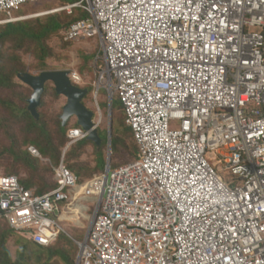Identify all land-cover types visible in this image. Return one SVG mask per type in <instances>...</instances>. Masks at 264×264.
<instances>
[{
    "label": "built area",
    "instance_id": "obj_1",
    "mask_svg": "<svg viewBox=\"0 0 264 264\" xmlns=\"http://www.w3.org/2000/svg\"><path fill=\"white\" fill-rule=\"evenodd\" d=\"M36 1L0 0V25ZM76 9L89 17L64 40L104 41L97 94L115 89L137 157L85 183L63 160L42 196L2 175L0 219L49 248L65 212L88 204L76 264H264V0H79L54 11ZM88 136L70 130L68 144Z\"/></svg>",
    "mask_w": 264,
    "mask_h": 264
},
{
    "label": "rangeland",
    "instance_id": "obj_2",
    "mask_svg": "<svg viewBox=\"0 0 264 264\" xmlns=\"http://www.w3.org/2000/svg\"><path fill=\"white\" fill-rule=\"evenodd\" d=\"M71 0H39L34 4H29L15 13V23H31L35 27L48 23L49 18L57 17L64 27L71 24V21L79 19L83 14L79 10H74L71 15L67 11L56 12L54 15H48L54 10L63 9L66 5L72 4ZM79 1V0H77ZM76 2V1H75ZM1 20V19H0ZM40 23V24H39ZM6 28V25H0V33ZM68 30V29H67ZM66 30V31H67ZM0 45V59L7 61L4 63L8 70L14 67L23 74L40 76L46 72H70L77 73L82 79L81 88L88 90L89 94L84 101L88 110L94 113V122L98 125V132L101 140H107L101 148L92 143L76 144L69 146L67 143V132L76 124L73 120L67 127L66 134L61 129V116L63 109L67 105V100L59 97L55 92L53 84H47L45 93L38 112L40 114L39 129H32L31 122L21 111H28V100L33 95V91L22 84L17 77L14 83L17 85L15 90H0V176L12 175L24 181L33 184L35 192L42 188V184L47 185L48 192L55 187L54 170L64 160L65 165L82 182L93 180L100 173H104L108 160L113 167L128 165L135 160V154L131 134L128 132V126L124 111L120 105L115 89L100 90L98 87V70L103 64L104 41L101 39H91L77 43H67L64 41L61 32L48 37L44 46L50 57L44 64L36 58L38 53L35 46L30 42L21 39H11ZM1 64L2 61L0 62ZM8 71V72H9ZM112 121V130L109 136V121ZM106 138V139H105ZM44 140L50 141L54 147L59 148L61 156L56 163L54 155L44 156L40 149L32 142L44 143ZM118 143L117 150L113 147L114 141ZM110 143V146L108 145ZM28 144V145H27ZM64 144V145H63ZM82 145V146H81ZM69 146V147H68ZM35 148L41 155L39 160V169L31 170L22 163L15 162L14 154L29 153V148ZM12 151V153H11ZM75 169L76 171H74ZM86 206L88 204H85ZM73 208L65 213L68 220H74ZM94 210L86 214V220L81 224L68 222L64 220L61 225L60 238L54 247L63 248L70 251V248L61 239V237L70 240L76 248V257L79 255L78 244L84 242L94 218ZM8 228L0 223V235H6L5 247L9 251L12 261L20 260V253L25 247H29L30 259L28 256L21 264H63L58 257L51 258L49 254L32 249L33 246L17 235L7 236ZM39 262V263H38Z\"/></svg>",
    "mask_w": 264,
    "mask_h": 264
},
{
    "label": "trees",
    "instance_id": "obj_3",
    "mask_svg": "<svg viewBox=\"0 0 264 264\" xmlns=\"http://www.w3.org/2000/svg\"><path fill=\"white\" fill-rule=\"evenodd\" d=\"M75 1L77 2V0H71L70 3H72V4L76 3ZM76 10L81 11L83 15L79 19H77L75 21L74 20L71 21V24L69 26H67V27H64L63 24L59 21V19L57 17L49 18L48 23H46L44 25H40L39 27H35L31 23H18V24L7 25L6 28L0 33V45H2V46L6 45L5 43L7 41L11 40L12 38L13 39H21V40H23L25 42H30L31 44H33L35 46V50L38 53L36 58L38 59V61L40 63L44 64L45 61L50 57L49 53L46 51V47L44 46L45 40L48 37H50L52 35H55V34H57L59 32L62 33L63 38H64V32L67 29H69L73 24H75L76 21H78L80 19H83V18H88L89 17V15L86 12H84V11H82L80 9H76ZM1 61H2V63L3 62L7 63V61H5L3 59H0V62ZM4 63L3 64L0 63V90H15L17 88V85L14 83V80H15L16 77H18V75H20L22 73L17 68V66L14 67L11 71H9L8 67H6L4 65ZM42 99H43V97H42ZM118 100H119L118 105H120L121 108L123 109L124 115H125V119H126V113H125L124 105H123L122 101L119 99V97H118ZM0 103L3 104V105L6 104V103H3V102H0ZM21 112L25 115V117L28 118L27 120L31 122V126H32L33 130L40 128V126H39L40 124L37 123L32 118V116L29 114V112L27 110L26 111H21ZM69 124L67 125V127L69 126ZM67 127L63 128V126H61V129L64 132V134H66V130L65 129H67ZM78 128H79V126L76 123L68 131L73 130V129H78ZM128 132H129V134H131L133 143H135V137H134L132 129L128 128ZM66 139H67V143H69V140H68L67 136H66ZM102 142H103V144H102V146H103V145H105L107 140L104 141V139H103ZM119 142L120 141H118V140L113 142V147L116 150H117V148L119 146L118 145ZM87 143H89V142L85 141V142H82V143H79V144L83 145V144H87ZM32 144L36 145L40 149V151L42 152V154L44 156L54 155L55 158H56L55 162L56 163L59 162V158L61 156L60 150H59V148L54 147V145L51 146L52 143L50 141L44 140L43 144L37 143V142H32ZM133 149H134V154H135V159H136L137 153H138V149H137L136 143H135V146L133 147ZM11 153H12V151H11ZM14 157L16 158L15 162L22 163L23 165H25L29 169L38 171L39 166H40L39 165V160H36L35 158H33L30 155V153L24 152V153H21L20 155L16 153V154H14ZM113 168H117V167H113ZM73 170L76 171L75 169H73ZM97 171L100 173V175L103 174L98 169H97ZM3 176H12V175H3ZM14 177H16V176H14ZM96 177H98V176H96ZM18 179H19L21 185L24 188H26L27 190H30V191H34V190H32L34 186H33V184L31 182L21 180L20 178H18ZM79 180H80L81 183H85V182L81 181V178H79ZM54 184H55V187L51 188L52 191L56 190V188H57L55 180H54ZM48 189L49 188L47 187V185L42 184V188L40 190H38L37 192H35V191L34 192H35L36 195L42 196V195L48 194V193H46V192H48ZM0 223H3V224H5L7 226V228H8V231L6 233L7 236L17 235L9 227L7 222H5L4 220L0 219ZM5 237H6V235L5 236H1L0 235V264H21V262L24 261L26 256H28L30 259H32L33 256H36V255L31 256L30 253H29L30 251H28L29 247H25L24 250L21 251V253H20V260H18L16 262H13L9 251L5 247L6 240H7ZM61 239L70 248V251H66L63 248H58L57 246L54 247V245L49 247V248H42V247H39V246L34 245L32 243H28V242H26V243H28L31 246H33L32 249H37V254H39L40 252H45V253L49 254V256H51V258H54V257L60 258L62 260L63 264H76L78 257H76V248H75L74 244L70 240H67V238H65L63 236L61 237ZM58 241H59V239L57 240V242ZM78 250H79V248H78Z\"/></svg>",
    "mask_w": 264,
    "mask_h": 264
},
{
    "label": "water",
    "instance_id": "obj_4",
    "mask_svg": "<svg viewBox=\"0 0 264 264\" xmlns=\"http://www.w3.org/2000/svg\"><path fill=\"white\" fill-rule=\"evenodd\" d=\"M69 76L70 72H46L40 76L18 75L17 79L33 91L32 97L28 100V112L36 122H39L40 114L38 110L41 107L45 87L47 84H53L56 94L67 100V105L64 107L61 116L63 128H66L71 121L75 120L79 128L89 134L87 142L101 148L103 142L94 122L95 115L84 105L89 92L73 85ZM111 130L112 121L110 119L109 136ZM108 145L110 146L109 142ZM108 163H110L109 160Z\"/></svg>",
    "mask_w": 264,
    "mask_h": 264
},
{
    "label": "bare ground",
    "instance_id": "obj_5",
    "mask_svg": "<svg viewBox=\"0 0 264 264\" xmlns=\"http://www.w3.org/2000/svg\"><path fill=\"white\" fill-rule=\"evenodd\" d=\"M56 12H57V11H55V13H53V14H56ZM109 161H111L110 158H109ZM72 208H73L72 213H73V215H74V217H75L74 220L72 221V220H70L69 218H68V220H67V218L64 217V216H65V214H64L63 217L61 218V221H62V222H63L64 220H67L69 223L72 222V223H76L77 225H79V224H81V222H82L83 220H86V219H87V218H86V212H87L88 208H87L86 205H84V206H81V205H75V206H73Z\"/></svg>",
    "mask_w": 264,
    "mask_h": 264
},
{
    "label": "crops",
    "instance_id": "obj_6",
    "mask_svg": "<svg viewBox=\"0 0 264 264\" xmlns=\"http://www.w3.org/2000/svg\"><path fill=\"white\" fill-rule=\"evenodd\" d=\"M67 211H69V209H68ZM67 211H66V212H67ZM66 212H65V213H66Z\"/></svg>",
    "mask_w": 264,
    "mask_h": 264
},
{
    "label": "clouds",
    "instance_id": "obj_7",
    "mask_svg": "<svg viewBox=\"0 0 264 264\" xmlns=\"http://www.w3.org/2000/svg\"><path fill=\"white\" fill-rule=\"evenodd\" d=\"M11 25V24H10ZM7 26V25H6Z\"/></svg>",
    "mask_w": 264,
    "mask_h": 264
}]
</instances>
